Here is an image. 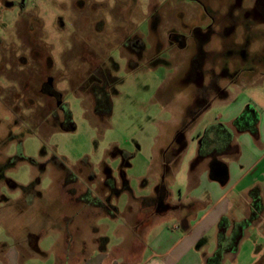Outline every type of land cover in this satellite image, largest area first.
Instances as JSON below:
<instances>
[{
  "label": "crops",
  "instance_id": "0c3cea01",
  "mask_svg": "<svg viewBox=\"0 0 264 264\" xmlns=\"http://www.w3.org/2000/svg\"><path fill=\"white\" fill-rule=\"evenodd\" d=\"M182 66H168L169 76L187 90L167 95L139 176L140 192L126 174L115 178L103 160L100 176L78 171L70 181V174L62 177L61 202L75 210L56 218L41 202L51 190L41 187L37 175L28 194L8 178L7 186L0 185V264H209L220 249L221 264H264V206L244 224L253 210V189H260L264 205V76L251 86L241 79L227 93L207 94L185 79ZM248 107L251 117L238 123ZM222 126L231 131L229 146L208 135ZM124 195L127 218L117 220ZM100 209L114 219L110 234L94 223ZM80 215L90 222L82 225Z\"/></svg>",
  "mask_w": 264,
  "mask_h": 264
},
{
  "label": "rangeland",
  "instance_id": "374dc122",
  "mask_svg": "<svg viewBox=\"0 0 264 264\" xmlns=\"http://www.w3.org/2000/svg\"><path fill=\"white\" fill-rule=\"evenodd\" d=\"M201 1L210 12V0ZM198 9L193 0H0V185L10 178L28 194L37 175L41 187L51 190L41 202L56 218L75 210L61 202L62 177L70 174V181L78 171L100 176L103 160L115 178L126 174L140 192L139 176L167 95L187 90L157 58L183 64L191 43L186 28ZM131 39L144 44L132 50L125 45ZM47 82L62 93L60 99L44 91ZM93 84L110 92V115L94 114ZM67 109L72 129L64 128ZM124 151L133 157L124 158ZM126 200L120 198L117 220L127 218ZM77 219L90 222L83 215ZM94 223L110 234L114 219L100 209Z\"/></svg>",
  "mask_w": 264,
  "mask_h": 264
},
{
  "label": "flooded vegetation",
  "instance_id": "af4514ba",
  "mask_svg": "<svg viewBox=\"0 0 264 264\" xmlns=\"http://www.w3.org/2000/svg\"><path fill=\"white\" fill-rule=\"evenodd\" d=\"M193 2L199 9L186 28L191 35L187 49L183 39L177 37L180 47L189 53L181 70L186 73L185 79L207 94L227 93L241 79L247 80L248 86L254 85L255 77L264 76V0H210L211 11L218 16L209 12L201 0ZM143 44L140 39L125 42L132 50ZM160 58L157 61L169 66ZM230 132L222 126L208 135H214L216 144L229 146ZM219 150L218 146L214 152Z\"/></svg>",
  "mask_w": 264,
  "mask_h": 264
},
{
  "label": "trees",
  "instance_id": "16d2710c",
  "mask_svg": "<svg viewBox=\"0 0 264 264\" xmlns=\"http://www.w3.org/2000/svg\"><path fill=\"white\" fill-rule=\"evenodd\" d=\"M44 91L47 94H49L53 97L59 98V99L62 96V94L59 93L53 87L51 82H47L46 87L44 88ZM92 91L95 95V100H96L95 101L96 113L101 115V116L110 115L112 113V101H111L110 92L106 89V86L104 84H102V85L93 84ZM250 113H251V109H250V107H248L245 110V113L242 114V117L237 120V122L239 123L240 121L247 120V118H249L248 114H250ZM250 117H251V114H250ZM256 122L257 121H255V124L253 125V127L251 129L254 134L257 133V128L255 126ZM64 128L65 129L74 128V123L72 121V113L69 109L65 110ZM259 190H260L259 188H255V189H253V192L251 193L252 198H253V210L251 212L250 217L244 222V224H248V223H251L252 221L256 220L263 211L264 205H263V201H262V198L260 196ZM239 235H240V232L236 233V235L233 239V245L234 246L237 244V240L239 238ZM102 240L107 241V238H105V239L103 238ZM222 253H223L222 249L218 250L216 255L210 259L209 264L213 263V262H217L218 264H221L222 257H223Z\"/></svg>",
  "mask_w": 264,
  "mask_h": 264
}]
</instances>
